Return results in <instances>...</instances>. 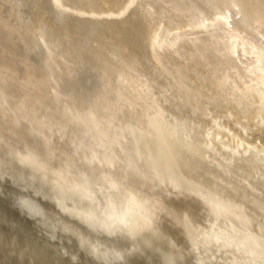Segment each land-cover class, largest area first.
<instances>
[{"label":"bare ground","instance_id":"obj_1","mask_svg":"<svg viewBox=\"0 0 264 264\" xmlns=\"http://www.w3.org/2000/svg\"><path fill=\"white\" fill-rule=\"evenodd\" d=\"M0 153L61 264H264V0H0Z\"/></svg>","mask_w":264,"mask_h":264},{"label":"rangeland","instance_id":"obj_2","mask_svg":"<svg viewBox=\"0 0 264 264\" xmlns=\"http://www.w3.org/2000/svg\"><path fill=\"white\" fill-rule=\"evenodd\" d=\"M23 10V8L22 7H19V11H22ZM14 142V141H13ZM26 149V148H25ZM33 153H35L34 151L32 152V154ZM2 154H3V152H2ZM1 153H0V155H2ZM7 155V154H6ZM6 166V168L7 169H5V170H2V169H0V172L2 171V174H6V173H9V171L11 172V170H12V172H15V170L14 169H10L9 167H8V164H7V162L5 161V163H4ZM10 169V170H9ZM6 170H9L8 172L6 171ZM27 170H29V168L27 169ZM6 171V172H5ZM30 171V170H29ZM4 172V173H3ZM31 172H33V171H31ZM9 185V184H8ZM9 189H2V191L1 192H3V193H1L0 192V264H40L41 262V264H49L50 262V264H53V262H58V261H63V263H65L66 262V259L64 258L63 259V257H61V255L59 254V249H58V246L54 243V242H51V240H48L49 238L47 237V236H45V234L42 232L41 233V230L38 228V226L35 224V220H32V218L30 219V217L29 216H26V214L25 213H23L21 210H20V208L18 209L17 207H18V205H16L15 203V196L13 195V192H9L8 191ZM3 194H5V195H3ZM9 195H11V196H9ZM14 196V197H13ZM12 199H11V198ZM14 199V200H13ZM3 201V202H2ZM12 203V204H11ZM14 204V205H13ZM2 206V207H1ZM17 206V207H16ZM17 208V209H16ZM2 215V216H1ZM20 215V216H19ZM8 216V217H7ZM23 216V217H22ZM9 218V219H8ZM22 219V220H21ZM19 222H18V221ZM24 221V222H23ZM34 221V222H33ZM9 226H8V225ZM31 224V225H30ZM17 225H19V226H17ZM30 225V226H29ZM33 225V226H32ZM12 226V227H11ZM16 226V227H15ZM160 227H162L163 228V226H159V228ZM27 228V229H26ZM157 229H158V226L156 227ZM162 228H160L159 230H160V232L157 234L156 232V234H154L153 232H152V234H154V235H158V237H159V235L161 234V232H163L161 235L163 236H165L166 234H167V232H168V230L167 229H162ZM14 229V230H13ZM156 229V230H157ZM170 230H171V228H169ZM28 230V231H27ZM39 230V231H38ZM26 231V232H25ZM173 231V230H172ZM175 231V230H174ZM172 232V234L174 233L175 235L176 234H178L176 231L175 232ZM39 232V233H38ZM42 235H41V234ZM24 234V235H23ZM150 234V233H149ZM152 234H150V235H148L147 236V234H146V236L147 237H149V238H143L144 237V235H142L143 237V240L144 239H146V240H141V242L143 241V243H141L140 242V245L141 244H143L142 246H144L145 248H143L144 250L146 249V251H142V252H140V253H138V254H136L134 257H133V259H132V261H131V263L130 264H159V263H156L157 261H152V259L151 258H156V255L159 253V252H176L177 250H175L174 248H173V250H172V248H170L171 247V243L174 241V239H176V237L178 236V235H176V237H174V236H171L170 234V232H169V235H170V238H172L173 239V241L171 242V241H169V239L168 238H160V239H162L163 240V242H161V240L159 239V241H158V238H156L155 236V238L153 237V235ZM28 235V236H27ZM41 235V236H40ZM161 235H160V237H161ZM168 235V234H167ZM167 235L165 236V237H167ZM168 235V236H169ZM163 236V237H164ZM150 237H153V239H151L152 241L154 240V239H156V240H154L153 242H155L156 241V243L158 242L159 243V245H160V243L162 244H165V245H157L156 243H153L152 242V244H151V240H150ZM174 237V238H173ZM46 239V241L44 240V239ZM48 238V239H47ZM179 238V237H178ZM43 239V240H42ZM149 239V240H148ZM168 239V240H167ZM166 241H168V243L166 242ZM176 241V240H175ZM174 241V242H175ZM178 241V240H177ZM43 242H45V243H43ZM150 242V245L148 244ZM171 242V243H170ZM180 244H181V242H180V240L178 241ZM49 243V244H48ZM52 243H53V245H52ZM177 243V242H176ZM34 244V245H33ZM46 244V245H45ZM51 244V245H50ZM146 244H148V245H146ZM179 244V245H180ZM35 245L37 246L38 245V248L37 247H35ZM55 245V246H54ZM177 245L178 244H176V245H174V246H176L177 247ZM178 245V246H179ZM182 245V244H181ZM181 245H180V247H181ZM141 246V247H142ZM152 246V247H151ZM168 246V247H167ZM31 247V248H30ZM43 247V248H42ZM45 247H46V250H45ZM49 247H51V248H53V251H52V249L51 248H49ZM57 247V248H56ZM159 247H161V251L159 250ZM172 247H173V245H172ZM36 248V249H35ZM169 248V249H168ZM179 248V247H178ZM178 248H176V249H178ZM40 249H41V251H40ZM50 249V250H49ZM57 249H58V251H57ZM171 249V250H170ZM38 250V251H37ZM45 250V252H43ZM47 250H49V253H50V251H51V253L53 254V256L55 255V256H58V257H54V258H52L51 259V257H53L52 256V254L50 255L49 253H48V251ZM179 250V249H178ZM183 250V249H182ZM37 253H36V252ZM56 251H57V253H56ZM181 251V250H180ZM179 251V253H177L176 252V256L179 254H183V253H185L184 252V250L183 251H181L180 252ZM40 252V253H39ZM43 252V253H42ZM47 252V254H45ZM168 252V253H169ZM39 253V254H38ZM155 253V254H154ZM42 254V255H41ZM50 256H49V255ZM140 254H142L141 255V257H140ZM146 254V255H145ZM169 254H172V253H169ZM37 255H38V257H37ZM43 255H48L49 257H50V259H48L47 257H45V258H43L44 256ZM40 256H42V257H40ZM60 256V257H59ZM149 258H148V257ZM175 256V254L173 255L172 254V256L171 257H176ZM182 255H180V257H181ZM185 256V255H184ZM184 256L183 257H181V258H184ZM180 257H178V258H180ZM42 258L43 259H46V260H43L42 261ZM32 259V260H31ZM60 259V260H59ZM149 259H151V260H149ZM50 260V261H49ZM52 260V261H51ZM58 260V261H57ZM82 260H84L83 262L82 261H80L81 263H79V264H91V263H89L90 261L88 260V259H82ZM88 262H87V261ZM29 261H32L31 263L29 262ZM45 261H48L47 263L45 262ZM68 261V260H67ZM38 262V263H37ZM54 263V264H61L60 262H58V263ZM62 263V264H63ZM69 263L71 264L72 262H70L69 261ZM68 263V264H69ZM67 264V263H66Z\"/></svg>","mask_w":264,"mask_h":264}]
</instances>
